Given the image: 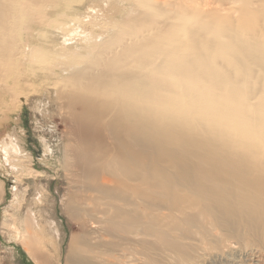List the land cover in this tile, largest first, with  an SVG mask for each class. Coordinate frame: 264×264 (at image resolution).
Here are the masks:
<instances>
[{"label": "bare ground", "instance_id": "obj_1", "mask_svg": "<svg viewBox=\"0 0 264 264\" xmlns=\"http://www.w3.org/2000/svg\"><path fill=\"white\" fill-rule=\"evenodd\" d=\"M205 2L148 6L100 36L81 32L100 25L96 8L74 19L79 39L59 29L69 62L50 73L74 110L66 147L85 194L70 213L101 227L73 239L77 264H196L208 242L264 246V0H217L240 3L226 14ZM53 3L0 0V94L47 70L41 49L27 64L26 42Z\"/></svg>", "mask_w": 264, "mask_h": 264}, {"label": "rangeland", "instance_id": "obj_2", "mask_svg": "<svg viewBox=\"0 0 264 264\" xmlns=\"http://www.w3.org/2000/svg\"><path fill=\"white\" fill-rule=\"evenodd\" d=\"M202 2L206 9L221 8L217 0H54L43 10L26 42L27 64H35L34 51L41 49L38 56L47 63V70L40 64V72L29 71L31 78L23 80L18 95L0 94V264H77L83 247L73 239L97 234L101 228L83 226L70 213L72 202L85 194L76 193L80 180L71 175L70 164L74 162L66 147L78 134V128L70 121L74 110L62 109V103L67 101L57 97L60 86L50 73L54 65L69 62L60 57L58 49L54 51L56 44L62 42L59 29L71 26L68 34L79 39L71 31L75 28L74 19L79 15L82 22L84 16L93 19L95 13L91 10L96 8L100 18L95 23L100 25H82L81 32L100 36L113 26H109V20L135 19L148 6L170 11L201 8ZM240 3L221 8V14H226L222 9L230 10ZM86 53L82 51L83 55ZM206 245L208 249L202 255L200 252L196 264H264L262 245L233 243L220 251L214 249L212 242Z\"/></svg>", "mask_w": 264, "mask_h": 264}]
</instances>
